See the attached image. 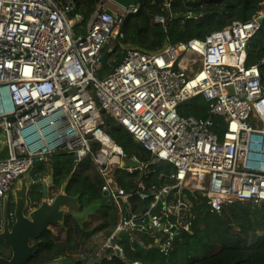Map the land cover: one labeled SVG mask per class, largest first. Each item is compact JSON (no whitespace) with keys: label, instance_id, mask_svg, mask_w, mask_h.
Returning a JSON list of instances; mask_svg holds the SVG:
<instances>
[{"label":"built area","instance_id":"built-area-1","mask_svg":"<svg viewBox=\"0 0 264 264\" xmlns=\"http://www.w3.org/2000/svg\"><path fill=\"white\" fill-rule=\"evenodd\" d=\"M137 8L113 11L102 0L85 32L76 34L81 19L68 18L70 2L0 0V137L5 150L4 156L0 153V210L3 197L35 161L48 165L51 156L61 153L77 161L90 155L105 182L102 191L121 215L113 236L94 255L98 259L122 255L114 242L121 232L149 235L168 254L178 234L190 232L193 224L184 190L216 215L234 203H264V59L245 66L248 43L260 30L264 11L204 40L164 45L156 52L123 47L122 62L97 78L103 49L122 39L124 21ZM165 8L172 18L169 2ZM192 16L188 10L185 17ZM154 22L166 27L170 20L158 15ZM199 95L208 113L222 120V135L212 132L210 120L179 116L178 106ZM102 113L132 136L151 164L174 168L169 178L175 186L157 191L154 203L139 215L123 212L121 205L130 195L106 180L113 171L125 170V156L101 128ZM172 189L179 200L168 204ZM57 193L50 191L49 203ZM156 203L161 206L153 214ZM1 226L0 220V231Z\"/></svg>","mask_w":264,"mask_h":264},{"label":"trees","instance_id":"trees-1","mask_svg":"<svg viewBox=\"0 0 264 264\" xmlns=\"http://www.w3.org/2000/svg\"><path fill=\"white\" fill-rule=\"evenodd\" d=\"M61 5L69 2L73 11L68 18L80 17L74 26L76 34H83L88 22L102 0H58ZM172 18L165 8L164 0H145L138 5L137 13L126 17L122 27V39H118L112 48L103 49L101 67L96 77L101 79L111 72L123 60V47L134 46L138 49L156 52L164 45L186 43L192 39L204 40L213 32L220 31L233 22H248L259 12L264 11V0H170ZM194 16L186 18L187 11ZM161 15L169 19L164 27L154 22V17ZM111 57L114 63L108 65ZM264 59V21L260 30L250 39L246 49L245 66L258 64ZM261 83L264 87V65L261 67ZM180 117H192L210 120L212 132L222 135L224 127L219 117L210 115L204 98L199 95L178 106ZM101 128L111 140L119 146L126 160H136L142 167L127 171L118 169L111 176L123 194L130 195L127 207L122 203L124 213L139 215L146 212L157 191L165 187H174L175 181L169 176L174 168L166 163L151 164L149 154L134 141L132 136L116 121L102 113ZM5 153V152H4ZM4 156V154H1ZM48 165L35 161L31 174L34 179H44L48 171L52 172L53 186L50 191H59L68 182L66 193L70 196L80 195L81 209L101 199V209L80 228L71 217H65L64 226L59 227L63 237L51 231L43 234L40 244L26 264H46L61 258L64 264H264V203L238 202L224 206L221 214L216 215L205 204L197 202V195L186 190L182 192L187 198L194 216L190 232L181 231L173 243L172 250L164 255L154 244V238L135 232L119 233L115 243L121 248L122 255L113 254L110 258H94L96 252L104 245L119 224L116 203L103 197V178L96 171L92 157L86 156L77 161L73 155L58 154L48 159ZM141 185V187L139 186ZM154 188V189H152ZM36 204L40 201L39 187L31 191ZM172 189L165 202L176 203L179 198ZM140 195L145 198L141 199ZM161 203H156L152 210L156 214ZM101 234L95 239L92 238ZM139 238L142 245L132 242ZM112 251L107 250L110 254Z\"/></svg>","mask_w":264,"mask_h":264},{"label":"water","instance_id":"water-1","mask_svg":"<svg viewBox=\"0 0 264 264\" xmlns=\"http://www.w3.org/2000/svg\"><path fill=\"white\" fill-rule=\"evenodd\" d=\"M118 8L127 10L134 8L145 0H108ZM170 0H164L168 3ZM193 3V0H187ZM102 4V2L100 3ZM264 19L259 21L262 24ZM125 169L137 170L142 167L141 163L130 159L124 162ZM68 182H65L59 192L49 203V190L53 186V176L50 172L47 179L34 180L31 173H27L19 178L8 196L5 197L2 209V226L0 231V242L9 251V257L5 258L0 254V264H26L32 258L40 244L43 234L50 231L51 227H63L65 217H71L75 223L82 226L89 221L102 207V200H96L84 209H81L80 195L70 196L66 193ZM39 187L40 201L36 207V202L31 197V191ZM11 198L13 207L9 209ZM103 197H107V192H103ZM127 207V204L124 203ZM184 206L182 205V208ZM13 214V219L9 218V213ZM127 215H125V220ZM149 233L156 234V230H149ZM119 236V235H118ZM132 242H137L133 240ZM141 246L142 243H139ZM117 255H121L117 252ZM46 264H64L59 258Z\"/></svg>","mask_w":264,"mask_h":264},{"label":"rangeland","instance_id":"rangeland-1","mask_svg":"<svg viewBox=\"0 0 264 264\" xmlns=\"http://www.w3.org/2000/svg\"><path fill=\"white\" fill-rule=\"evenodd\" d=\"M103 3L105 4V6L113 11H118L117 7L115 5H113L111 2H109L108 0H103ZM110 48H112L113 46L110 45ZM1 154H4L1 152ZM116 171V170H115ZM114 172V171H113ZM29 173H32L31 171H29ZM1 212V211H0ZM1 214V213H0ZM59 227H51L50 231L57 236H60L61 238L63 237L62 232L60 231V229H58Z\"/></svg>","mask_w":264,"mask_h":264},{"label":"flooded vegetation","instance_id":"flooded-vegetation-1","mask_svg":"<svg viewBox=\"0 0 264 264\" xmlns=\"http://www.w3.org/2000/svg\"><path fill=\"white\" fill-rule=\"evenodd\" d=\"M10 194V193H8ZM8 194H6L3 199H2V206H3V203H4V200H5V197L8 196ZM8 200H9V209L11 210L12 207H13V203H12V200L10 197H8ZM38 204H36L34 207H36ZM2 206H1V209H2ZM0 254L5 257V258H8L9 257V251L8 249L5 247V245L3 243L0 242Z\"/></svg>","mask_w":264,"mask_h":264},{"label":"bare ground","instance_id":"bare-ground-1","mask_svg":"<svg viewBox=\"0 0 264 264\" xmlns=\"http://www.w3.org/2000/svg\"><path fill=\"white\" fill-rule=\"evenodd\" d=\"M0 142H1V145H0V152L4 153L5 150L3 149V138H2V137H0ZM106 178H107L106 180H107L108 184H110V185H112L113 187H116V188H117V185H116V183L113 181L112 178H109V177H106Z\"/></svg>","mask_w":264,"mask_h":264},{"label":"crops","instance_id":"crops-1","mask_svg":"<svg viewBox=\"0 0 264 264\" xmlns=\"http://www.w3.org/2000/svg\"><path fill=\"white\" fill-rule=\"evenodd\" d=\"M1 153V152H0ZM49 174H50V171H48V175H47V177L46 178H44V179H47L48 178V176H49ZM184 199H185V201H187V198H185L184 197ZM170 204H172V203H170ZM118 214H120V212L118 211ZM135 232H133V234H134ZM101 234H98L97 236H95L94 238H92V240L90 241L91 243H94L95 242V239L98 237V236H100ZM146 236H148L149 237V235H146ZM135 240L138 242V243H141V241L139 240V238H135ZM154 243H155V240H154Z\"/></svg>","mask_w":264,"mask_h":264},{"label":"clouds","instance_id":"clouds-1","mask_svg":"<svg viewBox=\"0 0 264 264\" xmlns=\"http://www.w3.org/2000/svg\"><path fill=\"white\" fill-rule=\"evenodd\" d=\"M125 161H126V159H125ZM125 168V167H124ZM126 170V169H125ZM34 180H36V179H34ZM59 192V191H58ZM49 193H50V190H49ZM34 207V206H33ZM1 211V210H0ZM1 213V212H0ZM0 220H1V214H0ZM2 221V220H1ZM133 240H135V239H133Z\"/></svg>","mask_w":264,"mask_h":264}]
</instances>
